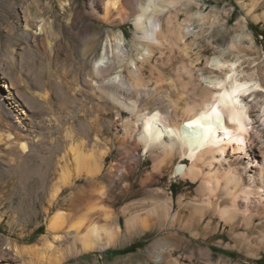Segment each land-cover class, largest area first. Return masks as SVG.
Returning <instances> with one entry per match:
<instances>
[{
    "label": "rangeland",
    "instance_id": "obj_1",
    "mask_svg": "<svg viewBox=\"0 0 264 264\" xmlns=\"http://www.w3.org/2000/svg\"><path fill=\"white\" fill-rule=\"evenodd\" d=\"M4 1L11 5L9 21L15 32L25 33L27 41L14 43L7 39L9 44L5 42L6 46H0V71L9 74L15 69L20 72L23 85L19 88L17 82L15 87L20 93H25L23 96L10 94L6 90L10 80L0 79V264H264V226L255 225L258 221L253 222L250 228L240 223L230 229L211 210L206 211L201 221L193 214L196 204L206 196L208 200L211 198V204L214 201L215 205L212 206H231V200L223 189L224 178L219 176V187L211 197L206 191H198L201 178L172 177V166L179 158L174 156L170 165L160 161L156 150L143 152L142 145L133 143L135 140H130L126 135L123 120L129 117L128 111L122 109L121 114H116L119 110L109 102V108L103 109V99L99 93L84 82V69L77 67L76 60L65 57V50L61 52L60 35L76 47L78 37L75 32L86 31L89 35L99 36L102 43L109 36L117 38L120 35L125 58L135 59L147 42L132 18L137 4L145 0H136L135 4L131 3L133 0H119L121 14L125 18L119 21L118 15L114 14L109 24L91 15L88 0ZM4 1L0 0L1 15ZM35 1L40 6H50L53 2L54 13L60 18L61 14L65 16L66 28L61 30L60 22L59 26H54L56 35L49 36L53 44L51 48L44 44L43 32L35 28L39 21H44L47 26L53 17L51 11L41 15L24 9ZM98 1L95 0L94 4L102 14ZM249 1L177 0L165 11L157 13L155 17L160 22L161 43L148 46L153 56L149 63L140 65L141 82L162 79L155 85L168 91V97L179 103L178 106L181 107L185 101L199 104L205 96L200 78L204 76L207 79L209 75L207 61L212 56H220L222 60L235 61L241 75L254 73L255 78L264 85V21H254L247 14ZM261 11L262 8H259L257 12ZM26 14L29 17L35 15L30 18L33 24L28 28H24ZM75 17L77 22L73 26L71 23ZM0 26L5 34L6 24L0 22ZM25 52L32 58H27L23 54ZM100 52L101 49L97 55ZM77 81L80 87L73 95L68 86H73ZM183 84H186L185 88ZM44 93L46 97H43ZM243 99L247 102L253 126L262 133L260 140H263L264 112L262 114L261 109L264 105V87L248 91ZM13 100L17 101V105ZM64 111L68 117L61 119ZM49 119V126L42 130L37 122L46 123ZM7 123L30 138L34 130H42L45 143L41 144L52 148L53 161L61 149H67L65 127L73 130L76 137L84 138L85 143H81V147L88 152H104L102 175L93 179L92 185L87 188L93 190L95 195L102 189L111 195L105 200V207H97L96 213L92 212L98 225L116 224L118 236L114 244L80 251L73 228L68 226L69 220L85 210L78 207L63 209L65 218L48 235V246L42 244L40 237L48 234L47 223L58 210L57 207L50 209L46 202L56 174L54 170L52 174L51 165L46 168L45 178L41 182L26 168L17 172L10 169L15 164V158L19 157V151L10 139L4 137ZM94 134H97L98 143L91 142ZM224 154L227 163H235L242 156L239 150H232L230 146L226 147ZM181 162L188 164L187 160ZM40 169L44 172L43 168ZM26 174L30 182L28 189L23 188L20 182L21 175ZM32 178H37L38 183ZM84 181L79 183L84 184ZM68 192L60 195L59 199ZM95 195L92 201L95 199L98 203ZM165 198H171L176 216L171 226L160 227L157 221L158 207ZM237 200V207L242 208L243 203L239 198ZM104 213L110 219H104ZM130 214L135 216V220L133 226L127 229L125 217ZM209 220V227L205 228ZM160 236L165 240L161 241ZM99 240L104 241V236H100ZM134 243L137 245L133 251L120 253Z\"/></svg>",
    "mask_w": 264,
    "mask_h": 264
},
{
    "label": "bare ground",
    "instance_id": "obj_2",
    "mask_svg": "<svg viewBox=\"0 0 264 264\" xmlns=\"http://www.w3.org/2000/svg\"><path fill=\"white\" fill-rule=\"evenodd\" d=\"M16 1H22L23 3V0ZM134 1L136 0L131 3L135 4ZM176 1L145 0L144 3L139 2L137 4L132 19L135 27L142 32V38L147 44L135 59L127 60L125 58L121 47L123 39L120 35L117 38L114 37V42V38L109 36L102 43L99 36L92 33L89 35L86 31L85 33L75 32L78 37L76 47L60 35L58 41L61 43V52L65 50V57L76 60L77 67L84 69L86 73L84 82L99 93V97L103 99V109L109 108L111 104L119 110L116 114H121L122 109L128 111L129 117L123 120L126 135H129L130 140H135L133 143H140L143 152L156 150V156L160 158V161L167 162L170 165L174 156L179 158L177 163L172 164V177L189 178L191 180L201 178L198 191L199 189L206 191L211 197V194L219 187V176L224 178V185H222L229 201L231 200V206L229 204V206L223 205V207L212 206V204L215 205L214 201L211 204V198L209 197L210 200H208L205 194L206 198H203L201 202L197 201L199 203L196 206L194 205L193 214L197 217V220L201 221L206 211L211 210V213L218 214L230 229L235 225L239 226L240 223L249 227L255 221H258L255 225L264 226V139L260 140L262 133L254 128L247 102L243 99V95L248 91L263 88V82L257 80L254 73L241 75L237 71L235 61L222 60L220 56H212L207 61L209 75H207V79L204 76L200 78L201 82L203 80L202 90L205 96L199 104H189L185 101L181 107L178 106L179 103H175L172 98L168 97V91H163L155 85L156 82H161L162 79L157 78L152 82H141L140 65L149 63L153 56L152 50L148 46H158L161 43L159 37L160 22L155 16L157 13L165 11L168 6ZM6 2H2L4 12L2 15L0 14V22L5 23L7 27L5 34H3L0 26L1 47L6 46V43H8L6 41L9 39L14 43L27 41V35L25 33L17 34L13 24L9 21L12 10L11 5L9 6ZM98 2L102 14L97 11L94 4L95 0H88V8L93 17L107 24L111 23L114 14L118 15L119 21L125 18L121 14L119 0H99ZM52 3L50 6L44 4L40 6L35 1L27 4L24 8L32 14L43 15L46 11H51L53 17L47 23V26L42 19V22L39 21L35 24V28L38 27L43 32L44 44L49 48L53 45L49 36H55L57 33L54 26H59L61 22V30L66 28L64 26L65 16L61 14L60 18L59 15L54 13L55 5ZM246 7L248 9L247 14L254 21H264V0H250ZM259 8H262V11L258 13ZM34 16L29 17V14H26L24 28H28L33 24L30 18ZM76 18L71 23L73 26L77 22ZM33 46L36 51V45ZM99 49H101V52L97 55ZM23 54L27 58H32L27 52ZM23 54L22 56H24ZM113 57L114 59H112ZM150 68L152 69V66ZM13 70L9 74L0 71V79L10 80V84L6 85V90L10 94L23 96L25 93H20L15 87L18 83L20 84H18L19 88L23 85L19 77L20 72ZM188 70L190 72V68ZM185 86L186 84H183L184 88ZM68 87L72 94L76 95L80 86L77 81L73 86L69 84ZM43 97H46V93L43 94ZM13 102L16 103L17 101L13 100ZM263 112L264 105L261 109L262 114ZM62 113L61 119H66L68 113ZM49 121L51 119L46 123L38 121L37 124L43 130L46 126H49ZM262 121L264 123V118ZM42 130H34L30 138L17 132V127L14 125L7 123L6 134L4 135L6 139H10L17 146L19 151V157L15 158V164L10 168L11 170L17 172L26 168L29 174L32 172L41 182L45 178L46 168L51 167V165L53 166L50 169L52 174L53 170L56 174L55 182L52 185L53 189L49 193L46 202L50 209L51 207H57L58 210L47 223L46 232L48 234L40 237L42 244H46L48 235L54 232L58 228L59 222H62L65 218L63 209L71 207L85 209L80 215L75 216L68 222V226L73 228V236L80 243V251L101 249L114 244L115 238L118 236L116 224L111 226H106L107 223L106 225L103 224L104 226L98 225L94 219L95 214L92 212L97 211V207L102 209L105 200L110 198L111 195L106 189H102L98 191V196L92 193L93 190L87 188L92 185L93 179H97L102 175L104 152H88L89 150L81 147V143H85L84 138L82 136L76 137L73 130L65 127L64 136L67 139V149H61V153L53 161L52 148L42 145L45 143L42 139ZM1 140L2 136L0 134ZM222 141L223 143H221ZM91 142L98 143L97 134L93 135ZM227 146H230L232 150H239L242 154L240 156L241 160H234L235 163H227L224 156ZM45 149L47 151H44ZM183 160H187L188 164L182 163ZM40 168H43L44 172ZM27 177V174L20 177L21 186L23 188L27 187L26 189L29 188L30 183L27 181ZM82 180H85L84 184L79 183ZM66 191H69L68 194L59 199L60 195H63ZM93 195L99 199L98 203L95 199L92 201ZM238 198L243 203L242 208L236 205ZM170 199L165 198V201L161 202L162 204L160 203L159 207L157 206V221L160 227L171 226L176 216V212L172 210ZM93 207H96V210ZM103 216L104 219L109 218L106 213ZM134 220V215L130 214L125 217L127 229L130 228V225L133 226ZM259 220L262 222H259ZM209 222L210 220L207 221L205 228L209 227ZM100 236H104L105 240L100 241Z\"/></svg>",
    "mask_w": 264,
    "mask_h": 264
},
{
    "label": "trees",
    "instance_id": "obj_3",
    "mask_svg": "<svg viewBox=\"0 0 264 264\" xmlns=\"http://www.w3.org/2000/svg\"><path fill=\"white\" fill-rule=\"evenodd\" d=\"M136 245H137L136 243L131 244V245H129L128 247L122 249V250L120 251V253H127V252H130V251H133V250L136 248ZM262 260H264V256H263Z\"/></svg>",
    "mask_w": 264,
    "mask_h": 264
}]
</instances>
